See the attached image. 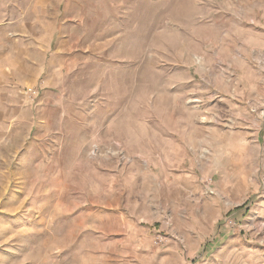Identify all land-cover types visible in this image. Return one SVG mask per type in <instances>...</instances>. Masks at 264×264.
<instances>
[{
    "label": "rangeland",
    "instance_id": "obj_1",
    "mask_svg": "<svg viewBox=\"0 0 264 264\" xmlns=\"http://www.w3.org/2000/svg\"><path fill=\"white\" fill-rule=\"evenodd\" d=\"M154 210L264 264V0H0V264H154Z\"/></svg>",
    "mask_w": 264,
    "mask_h": 264
},
{
    "label": "crops",
    "instance_id": "obj_2",
    "mask_svg": "<svg viewBox=\"0 0 264 264\" xmlns=\"http://www.w3.org/2000/svg\"><path fill=\"white\" fill-rule=\"evenodd\" d=\"M39 84V83H38ZM38 86V85H37ZM40 86V85H39ZM40 95L43 89V86H40ZM161 214L154 210V225L159 222ZM172 225L170 220L163 221L161 226L156 227L154 226V233L156 231H161L165 234V227H169ZM161 227V228H160ZM153 232V231H152ZM196 240L198 241L199 248L204 247L202 244L205 241L206 237H203L201 233H196L195 236ZM178 240H171L165 246L161 247H154L152 244V235H151V247H154V264H189L191 262L192 256L195 254L196 250H192L190 244L187 242V237L183 236L182 238H177Z\"/></svg>",
    "mask_w": 264,
    "mask_h": 264
},
{
    "label": "built area",
    "instance_id": "obj_3",
    "mask_svg": "<svg viewBox=\"0 0 264 264\" xmlns=\"http://www.w3.org/2000/svg\"><path fill=\"white\" fill-rule=\"evenodd\" d=\"M40 86H29L23 89V95L26 101L32 105H36L40 97ZM169 236L161 231H156L152 237L154 247L167 245Z\"/></svg>",
    "mask_w": 264,
    "mask_h": 264
}]
</instances>
